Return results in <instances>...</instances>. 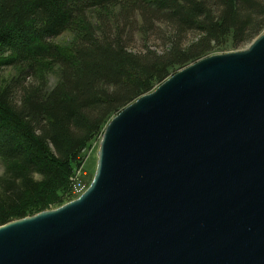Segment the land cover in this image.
Masks as SVG:
<instances>
[{"label":"water","instance_id":"1","mask_svg":"<svg viewBox=\"0 0 264 264\" xmlns=\"http://www.w3.org/2000/svg\"><path fill=\"white\" fill-rule=\"evenodd\" d=\"M0 264H264V32L115 115L88 188L1 225Z\"/></svg>","mask_w":264,"mask_h":264},{"label":"trees","instance_id":"2","mask_svg":"<svg viewBox=\"0 0 264 264\" xmlns=\"http://www.w3.org/2000/svg\"><path fill=\"white\" fill-rule=\"evenodd\" d=\"M263 31L264 0H0V69L17 70L0 74V226L70 202L83 150L115 115Z\"/></svg>","mask_w":264,"mask_h":264},{"label":"rangeland","instance_id":"3","mask_svg":"<svg viewBox=\"0 0 264 264\" xmlns=\"http://www.w3.org/2000/svg\"><path fill=\"white\" fill-rule=\"evenodd\" d=\"M264 32V31H263ZM72 37L71 34L65 33L58 39L54 40L58 45L61 44V47L63 44L69 43L70 38ZM193 36H188V39H192ZM250 45V44H249ZM249 45H245L241 47L238 50L233 49H225L224 51H220L219 53H215L213 55H219V54H226V53H232L237 51H242L246 49ZM211 55V56H213ZM192 64V63H191ZM17 70L13 68H1L0 74L3 76V79H8L12 76L17 75ZM50 82L55 83L57 81V75L55 73H51L49 75ZM98 139L99 137L92 141L88 147H86L81 155L80 159V165L75 170L73 178L71 180V194H72V200L78 198L80 194H82L89 186L91 182V177L94 174L95 166H96V159H97V152H98ZM3 174V165L0 161V177Z\"/></svg>","mask_w":264,"mask_h":264},{"label":"bare ground","instance_id":"4","mask_svg":"<svg viewBox=\"0 0 264 264\" xmlns=\"http://www.w3.org/2000/svg\"><path fill=\"white\" fill-rule=\"evenodd\" d=\"M197 62V61H196Z\"/></svg>","mask_w":264,"mask_h":264},{"label":"built area","instance_id":"5","mask_svg":"<svg viewBox=\"0 0 264 264\" xmlns=\"http://www.w3.org/2000/svg\"><path fill=\"white\" fill-rule=\"evenodd\" d=\"M98 143V142H97Z\"/></svg>","mask_w":264,"mask_h":264}]
</instances>
